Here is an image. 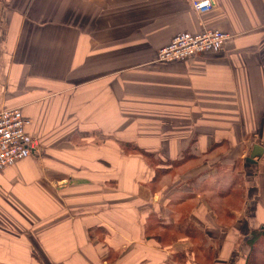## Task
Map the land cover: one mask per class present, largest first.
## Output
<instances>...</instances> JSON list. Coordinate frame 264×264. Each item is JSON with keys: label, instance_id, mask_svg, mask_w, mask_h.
Returning a JSON list of instances; mask_svg holds the SVG:
<instances>
[{"label": "crops", "instance_id": "obj_1", "mask_svg": "<svg viewBox=\"0 0 264 264\" xmlns=\"http://www.w3.org/2000/svg\"><path fill=\"white\" fill-rule=\"evenodd\" d=\"M192 1L0 0V112L20 108L36 145L0 168V264H246L264 227V0ZM208 28L222 49L158 60Z\"/></svg>", "mask_w": 264, "mask_h": 264}, {"label": "built area", "instance_id": "obj_2", "mask_svg": "<svg viewBox=\"0 0 264 264\" xmlns=\"http://www.w3.org/2000/svg\"><path fill=\"white\" fill-rule=\"evenodd\" d=\"M193 8L207 13L215 6L213 0H193ZM230 34L215 28L200 33L183 32L175 36L170 44L158 51L160 62H174L222 49ZM27 120L20 108L0 112V168L15 164L36 150L35 142L26 133Z\"/></svg>", "mask_w": 264, "mask_h": 264}, {"label": "rangeland", "instance_id": "obj_3", "mask_svg": "<svg viewBox=\"0 0 264 264\" xmlns=\"http://www.w3.org/2000/svg\"><path fill=\"white\" fill-rule=\"evenodd\" d=\"M252 150H254V146H252ZM259 151H261V150H259ZM210 155H207L206 156V158H203L202 159V162H207V160H208V157H209ZM210 158V157H209ZM250 158H253V154L252 155H250ZM190 164H191V162H190ZM193 165V164H192ZM192 165H189L188 167H187V165L185 164V162H183V163H181V164H178V165H176V164H174V170H173V174L171 175H164V176H161V177H159V178H161V180H162V183L164 184V183H170L171 184V181L172 180H170L171 178H173L174 176H176V174H179L180 172H182V169H181V167H183V168H189V167H191ZM230 167V165H226V167L225 168H227V167ZM178 167V168H177ZM224 167V166H223ZM242 168V167H241ZM238 169H239V167H238ZM229 170V169H228ZM172 172V171H171ZM235 173H237V172H235ZM222 176L224 177V179L225 180H230V178H229V176H227L226 175V173H225V175L222 173ZM162 183L159 185L161 188H163L164 187V185L162 186ZM217 183V179H212V178H209L208 180H206V181H201V182H197L196 183V185L194 186V189L195 190H198V189H201L202 187L203 188H207V186H209V184H216ZM204 185V186H203ZM240 186H242V185H240ZM237 188H239V190L236 188V192H237V190H238V193L240 194V195H242L241 194V189H242V187H238V186H236ZM164 188H166L167 189V186H165ZM202 188V189H203ZM201 193V192H200ZM199 193V195L200 196H202V197H204L203 196V193H201L200 194ZM208 195H209V193H208ZM210 196H213V195H210ZM200 198V197H199ZM223 200H225V199H223ZM236 200H232V198L231 199H228L226 202L224 201L223 203H226L225 205H223V206H220L221 207V209H222V212H224L225 210H227V209H231V205H233L231 202H235ZM238 201H240V200H238ZM228 202V203H227ZM194 204H192V203H186L184 206H183V210H184V212H182L183 214V217L184 216H189V213L192 211V208H190L191 206H193ZM215 208H217V206H215ZM213 209V208H212ZM181 215V216H182ZM180 219V218H179ZM197 245H204L203 246V248L205 247V242L204 241H201V240H199V238H198V240H197Z\"/></svg>", "mask_w": 264, "mask_h": 264}, {"label": "trees", "instance_id": "obj_4", "mask_svg": "<svg viewBox=\"0 0 264 264\" xmlns=\"http://www.w3.org/2000/svg\"><path fill=\"white\" fill-rule=\"evenodd\" d=\"M184 161H181L183 163ZM180 163V164H181ZM229 189L227 192H221V194L225 196H229ZM188 231L194 232V234L199 235L197 228L194 226L193 222H190ZM190 232V233H191ZM191 236L192 238H196L197 236ZM250 252L246 259V264H264V227H260L252 230L251 236L247 241Z\"/></svg>", "mask_w": 264, "mask_h": 264}, {"label": "water", "instance_id": "obj_5", "mask_svg": "<svg viewBox=\"0 0 264 264\" xmlns=\"http://www.w3.org/2000/svg\"><path fill=\"white\" fill-rule=\"evenodd\" d=\"M255 149H262V147H260V146H255Z\"/></svg>", "mask_w": 264, "mask_h": 264}]
</instances>
